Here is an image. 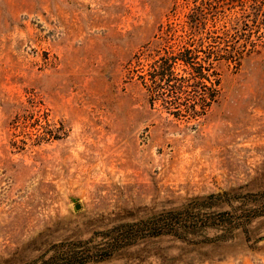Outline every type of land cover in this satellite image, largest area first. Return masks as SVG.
<instances>
[{
    "label": "rangeland",
    "instance_id": "obj_1",
    "mask_svg": "<svg viewBox=\"0 0 264 264\" xmlns=\"http://www.w3.org/2000/svg\"><path fill=\"white\" fill-rule=\"evenodd\" d=\"M185 48L220 82L198 118L141 79ZM75 255L264 264V0H0V264Z\"/></svg>",
    "mask_w": 264,
    "mask_h": 264
},
{
    "label": "trees",
    "instance_id": "obj_2",
    "mask_svg": "<svg viewBox=\"0 0 264 264\" xmlns=\"http://www.w3.org/2000/svg\"><path fill=\"white\" fill-rule=\"evenodd\" d=\"M200 52L204 53L202 50L185 48L176 55L162 57L154 62L147 75L148 78L141 76L143 85L150 95L151 105L162 102L165 109L175 110L173 113L177 116H183L182 113L185 112L193 118H198L206 113L217 99L220 82L213 78L215 77L213 63H202ZM178 66L183 68V74L178 72ZM174 214L162 215L160 218L151 219L148 223L128 225L126 239L132 240L140 235L145 237L177 235L175 227L181 220ZM144 224V228H141ZM143 232L145 233L140 234ZM99 255L101 259L109 256ZM90 259L88 256L75 255L59 260L57 256H52L40 264H84Z\"/></svg>",
    "mask_w": 264,
    "mask_h": 264
},
{
    "label": "water",
    "instance_id": "obj_3",
    "mask_svg": "<svg viewBox=\"0 0 264 264\" xmlns=\"http://www.w3.org/2000/svg\"><path fill=\"white\" fill-rule=\"evenodd\" d=\"M78 207V209H80V206H77Z\"/></svg>",
    "mask_w": 264,
    "mask_h": 264
}]
</instances>
